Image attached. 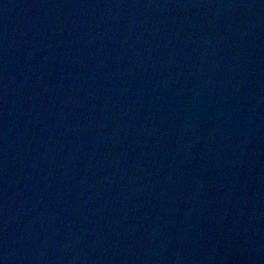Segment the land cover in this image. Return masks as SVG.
I'll use <instances>...</instances> for the list:
<instances>
[{
	"label": "water",
	"instance_id": "1",
	"mask_svg": "<svg viewBox=\"0 0 264 264\" xmlns=\"http://www.w3.org/2000/svg\"><path fill=\"white\" fill-rule=\"evenodd\" d=\"M0 264H264V0H0Z\"/></svg>",
	"mask_w": 264,
	"mask_h": 264
}]
</instances>
